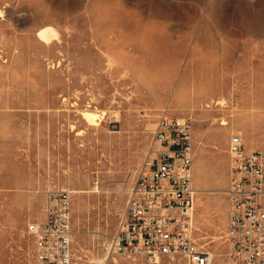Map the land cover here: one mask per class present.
<instances>
[{
	"label": "rangeland",
	"instance_id": "rangeland-1",
	"mask_svg": "<svg viewBox=\"0 0 264 264\" xmlns=\"http://www.w3.org/2000/svg\"><path fill=\"white\" fill-rule=\"evenodd\" d=\"M44 24L59 37L40 39ZM164 114L192 122L194 236L220 261L229 136L264 149V0H0V264H33L27 225L53 187L84 190L71 191L74 264L102 258Z\"/></svg>",
	"mask_w": 264,
	"mask_h": 264
},
{
	"label": "built area",
	"instance_id": "built-area-1",
	"mask_svg": "<svg viewBox=\"0 0 264 264\" xmlns=\"http://www.w3.org/2000/svg\"><path fill=\"white\" fill-rule=\"evenodd\" d=\"M148 155L126 180V201L105 255H142L153 262L184 258L187 264H264V149L248 148L240 132L228 139V182L224 191V258L194 236L193 126L188 118L161 115L151 129ZM43 218L28 223L33 264H74L71 191L44 192Z\"/></svg>",
	"mask_w": 264,
	"mask_h": 264
},
{
	"label": "bare ground",
	"instance_id": "bare-ground-1",
	"mask_svg": "<svg viewBox=\"0 0 264 264\" xmlns=\"http://www.w3.org/2000/svg\"><path fill=\"white\" fill-rule=\"evenodd\" d=\"M37 35L40 39H42L45 42H50L52 39L54 38H58L59 37V32L57 31V29L49 24H44L42 26H40L37 30ZM221 103V100H214L213 102H211V100L209 102L205 103V107H210L212 104H218ZM97 111V110H96ZM95 110L91 109V108H85L81 111V114L83 115V118L86 120V122L88 124H98L99 121L98 119L100 118V114L97 113ZM221 124H226L225 120H222ZM96 188V187H94ZM73 192H83L84 190L82 189H73L71 190Z\"/></svg>",
	"mask_w": 264,
	"mask_h": 264
}]
</instances>
